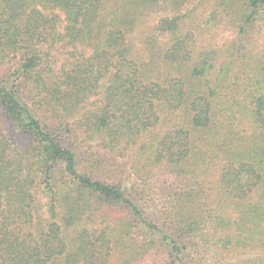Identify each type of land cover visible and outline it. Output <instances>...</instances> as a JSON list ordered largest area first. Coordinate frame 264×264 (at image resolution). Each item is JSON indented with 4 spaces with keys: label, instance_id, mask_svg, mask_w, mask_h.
Returning <instances> with one entry per match:
<instances>
[{
    "label": "trees",
    "instance_id": "obj_1",
    "mask_svg": "<svg viewBox=\"0 0 264 264\" xmlns=\"http://www.w3.org/2000/svg\"><path fill=\"white\" fill-rule=\"evenodd\" d=\"M196 1L0 0V264H264V0Z\"/></svg>",
    "mask_w": 264,
    "mask_h": 264
},
{
    "label": "rangeland",
    "instance_id": "obj_2",
    "mask_svg": "<svg viewBox=\"0 0 264 264\" xmlns=\"http://www.w3.org/2000/svg\"><path fill=\"white\" fill-rule=\"evenodd\" d=\"M212 0H197L194 3V6L190 8H195L194 17L191 19L192 22L188 21V26L191 30L196 32V41L197 45L201 46L206 43V41H212L213 43L222 44L228 40H231L234 36V29L232 25L225 22L223 19H218L216 14H213L215 17L208 16L211 8ZM58 12V11H56ZM61 16L60 26L63 25V15L58 12ZM190 13V10H189ZM156 15V14H155ZM262 31V30H261ZM264 33V31H262ZM153 76L152 68L149 67V72L143 77L145 80ZM170 121L165 123L163 120L156 127V135L163 134L166 132L173 123H176L177 120L172 119V112L170 114ZM70 238V234H67V239ZM118 253L120 251H113L111 255V264H117Z\"/></svg>",
    "mask_w": 264,
    "mask_h": 264
}]
</instances>
